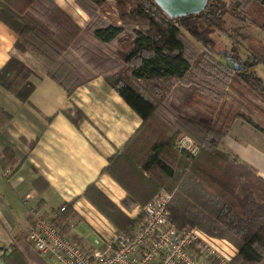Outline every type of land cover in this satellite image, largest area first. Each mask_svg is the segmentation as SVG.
I'll list each match as a JSON object with an SVG mask.
<instances>
[{
    "label": "trees",
    "instance_id": "obj_1",
    "mask_svg": "<svg viewBox=\"0 0 264 264\" xmlns=\"http://www.w3.org/2000/svg\"><path fill=\"white\" fill-rule=\"evenodd\" d=\"M73 2L86 15L84 24L57 0H0V20L17 35L0 69V87L26 102L35 88L31 78L49 76L71 94L86 78L66 56L80 52L90 75L102 76L141 118L101 171L125 190L120 206L94 182L78 197L116 229L129 232L141 214L132 218L126 211L142 207L165 189L171 195L169 215L178 227L192 225L232 242L237 253L227 264H264V178L224 144L234 121L229 112L214 113L201 100V94L213 92L209 83L215 82L241 85L264 101V82L251 70L264 62V54L253 51L250 62L235 55L240 62L222 63L213 57L215 41L209 37L215 27L224 29L227 15L264 31V0H208L200 13L174 19L153 0H115L121 25L99 15L106 0ZM187 33L202 43L201 51ZM192 72L202 82L185 92L190 85L183 79ZM182 89L184 99L176 102ZM65 113L78 124L79 111ZM11 118L0 106V134ZM255 127L264 134V128ZM181 134L197 146L196 153L177 149ZM15 163L11 149L0 151L1 170ZM40 182L41 190L47 188L44 179L35 180L34 186ZM78 197L68 203L62 220L73 216L71 205ZM58 226L69 230L68 225ZM2 257L7 264H27L16 250Z\"/></svg>",
    "mask_w": 264,
    "mask_h": 264
},
{
    "label": "crops",
    "instance_id": "obj_2",
    "mask_svg": "<svg viewBox=\"0 0 264 264\" xmlns=\"http://www.w3.org/2000/svg\"><path fill=\"white\" fill-rule=\"evenodd\" d=\"M57 1L66 4L70 0ZM76 10L70 15L84 24L86 15ZM16 39V33L0 20V69ZM31 80L35 88L26 102L0 87V106L12 115L0 134V151L9 148L16 158V163L8 166L9 176L0 173V264H7L2 253L14 250L27 264H55L28 243L34 216L57 212L62 205L67 209L92 182L120 206L125 190L101 171L141 124V118L100 75L89 73L71 94L49 76ZM65 111L71 115L79 111L78 124ZM234 127L235 122L223 138L224 144L264 178V149L240 143ZM37 179H44L47 188L41 190V182L35 187ZM71 211L73 216L68 220H62L63 212L56 218L61 226L68 225L67 231L59 227L65 235L89 242L94 228H114L83 198L72 203ZM126 213L136 218L139 208Z\"/></svg>",
    "mask_w": 264,
    "mask_h": 264
},
{
    "label": "built area",
    "instance_id": "obj_3",
    "mask_svg": "<svg viewBox=\"0 0 264 264\" xmlns=\"http://www.w3.org/2000/svg\"><path fill=\"white\" fill-rule=\"evenodd\" d=\"M176 147L197 152V146L184 134L177 137ZM0 173L7 177L11 168L0 169ZM170 198L167 190L160 189L139 208L141 217L131 231L112 228L102 237L93 233L89 242L61 232L56 218L66 210V205H62L49 215L35 214L27 240L33 249L55 264H227L231 261L237 248L228 239L209 235L192 225L175 224L168 211Z\"/></svg>",
    "mask_w": 264,
    "mask_h": 264
},
{
    "label": "rangeland",
    "instance_id": "obj_4",
    "mask_svg": "<svg viewBox=\"0 0 264 264\" xmlns=\"http://www.w3.org/2000/svg\"><path fill=\"white\" fill-rule=\"evenodd\" d=\"M61 5L69 14L74 16L75 13H77L76 9L78 7L74 4L73 0H70L69 3L66 2V4ZM98 13L108 23L121 25L115 9V0H106L105 5L100 9V11H98ZM224 19L226 22L224 29L222 30V28L215 27L209 34V37L215 41V52L213 54L215 59L222 63L235 65L237 62H240L235 61V55H238L243 62H245V60L250 62V52L256 51L264 54V48H262L264 47V31L252 24L241 22L237 18L230 15H227ZM186 37L193 41L199 51L202 50L201 42H197L188 33ZM66 60L70 66L76 69L79 73L77 74L81 78H86L88 76L89 69L88 67L86 68L85 62L80 56V52H76V55H67ZM251 70L264 82V62L256 64ZM201 78L202 76H195L192 72L191 74H188L183 81L188 83L193 89L194 84H201ZM233 85L234 87L226 83L218 84L210 82L209 86L213 89V92L211 93L208 91L207 94H201V100L211 106L214 113L220 109H223L227 113L229 112L230 116L234 119L233 124L234 122L236 123V127L233 128V133L239 136L238 140L240 143L246 144V142H248L249 144H252L254 148L260 147L264 149V140H262L264 139V135H262V132H259V130L255 127V125H259L264 128V101L252 97L241 85ZM188 91L189 89L185 92ZM183 92L184 90L182 89L175 94L176 102H181V100L183 101L185 95ZM251 103L258 106L262 111H259ZM185 110L189 115L190 107L188 104L185 107ZM236 113L241 115L234 116ZM208 115L209 113L207 112L206 116ZM241 126L246 129L241 128ZM109 232L110 229L108 228L97 227L93 229L92 234L94 233L95 235L102 237V235L105 236Z\"/></svg>",
    "mask_w": 264,
    "mask_h": 264
},
{
    "label": "water",
    "instance_id": "obj_5",
    "mask_svg": "<svg viewBox=\"0 0 264 264\" xmlns=\"http://www.w3.org/2000/svg\"><path fill=\"white\" fill-rule=\"evenodd\" d=\"M170 18L197 14L203 11L208 0H153Z\"/></svg>",
    "mask_w": 264,
    "mask_h": 264
},
{
    "label": "flooded vegetation",
    "instance_id": "obj_6",
    "mask_svg": "<svg viewBox=\"0 0 264 264\" xmlns=\"http://www.w3.org/2000/svg\"><path fill=\"white\" fill-rule=\"evenodd\" d=\"M192 15H194V14H192ZM178 18V17H177Z\"/></svg>",
    "mask_w": 264,
    "mask_h": 264
}]
</instances>
